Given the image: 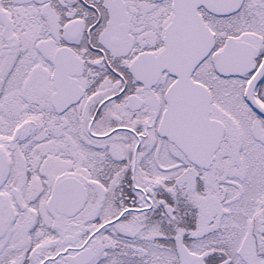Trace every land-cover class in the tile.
Listing matches in <instances>:
<instances>
[{"label": "snow or ice", "instance_id": "snow-or-ice-1", "mask_svg": "<svg viewBox=\"0 0 264 264\" xmlns=\"http://www.w3.org/2000/svg\"><path fill=\"white\" fill-rule=\"evenodd\" d=\"M0 264H264V0H0Z\"/></svg>", "mask_w": 264, "mask_h": 264}]
</instances>
